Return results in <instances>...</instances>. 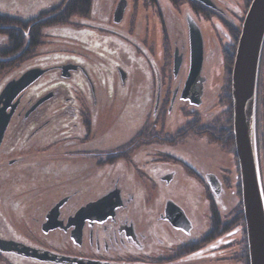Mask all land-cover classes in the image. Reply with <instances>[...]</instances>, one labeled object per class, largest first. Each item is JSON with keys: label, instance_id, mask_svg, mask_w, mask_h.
I'll return each instance as SVG.
<instances>
[{"label": "flooded vegetation", "instance_id": "flooded-vegetation-1", "mask_svg": "<svg viewBox=\"0 0 264 264\" xmlns=\"http://www.w3.org/2000/svg\"><path fill=\"white\" fill-rule=\"evenodd\" d=\"M10 1L0 0L8 5L7 8L0 5V15L25 22L36 20L40 24L46 13H51L48 16L56 13L63 0L18 5ZM186 1L205 6L223 26L225 23L231 26L226 12L212 0V3ZM118 5L121 12L115 22L121 21L125 0H119ZM28 16L33 17L24 19ZM77 18L73 16L70 23L77 26ZM157 21L160 27L159 13ZM106 23L111 36L89 32L90 37L81 39L79 32L72 36V43H63L76 49L56 47L54 43L62 40H51L47 45L40 42L28 58L33 61L25 65L26 70L47 71L13 101L17 105L0 145V154L4 155L0 156V239L34 248L42 259L15 250L0 251L5 264H224L225 258L234 260L237 252V257L242 256L240 240H233L240 226L225 230V220L229 224L234 222L232 214L240 201L236 198L233 201L231 196V208L226 215L221 211L229 206L220 209L217 204L220 195L235 193L239 177L234 171L233 178L227 176L231 175L228 165L219 161H209V165L202 155L210 138L217 143L228 141L226 126L215 128L217 116L211 121L203 120L204 113L200 111H204L206 84L202 75L186 91L189 56L186 16L187 38L180 44L175 41L168 77L164 70L160 73L154 60L151 69H146L139 61L141 57L134 55L130 44L146 43L144 36L139 42L128 35L131 40L127 42L126 35ZM11 25L18 24L1 26ZM18 26L23 30V25ZM44 29L48 32L50 28L43 27L42 33ZM72 30L69 27L50 32L54 35L62 31L66 36ZM117 34L125 37L116 38ZM100 38L105 45L100 44ZM7 44L8 41L0 48ZM128 57L139 64L133 65ZM164 57L170 59L166 51ZM174 57L181 61L177 70L173 68ZM257 103L256 156L264 193L259 165L263 117ZM195 114L200 121L193 119ZM178 117L186 120L171 129L167 122ZM185 132L191 133L190 137L194 135L198 153L192 155L184 150L192 142L186 140L189 137H185ZM12 153L16 158L7 162L4 158ZM198 154L207 162L203 167L200 164L199 169ZM232 157L236 159L235 154ZM232 165L239 174L237 159ZM13 170L18 171L16 175ZM19 170H34L40 175V179L38 175L35 178L43 186L24 185L20 181L26 177ZM11 175L12 182L7 183ZM231 182L235 184L232 188ZM52 191L60 195L52 201L47 198L50 202L46 209H41L38 192L45 196ZM85 208L86 213L77 215ZM3 210L22 219H26L27 211L26 224L31 218L39 222V227L30 226V238L14 234L8 225V229L4 228L7 221ZM38 210L43 211L40 219L32 216ZM211 217H216V222L211 223ZM44 225L49 227L46 231ZM244 245L247 251L246 238Z\"/></svg>", "mask_w": 264, "mask_h": 264}, {"label": "rangeland", "instance_id": "rangeland-1", "mask_svg": "<svg viewBox=\"0 0 264 264\" xmlns=\"http://www.w3.org/2000/svg\"><path fill=\"white\" fill-rule=\"evenodd\" d=\"M38 0H11L10 2L14 3L15 5L18 4H26V3H31L34 4ZM50 1V0H49ZM176 1V2H174ZM210 1V0H209ZM213 3H215L220 9L224 10L227 15V19L229 20L228 22L231 23V26L227 25L225 23V26H223L219 20L215 17L214 12H210L209 10H202L203 8L201 7L202 5L200 4L198 7L190 4V1L186 0H156L154 4H148L144 0H125V7L122 10V18L120 22H115V17H118L119 13L121 10H118V3L119 0H93L92 2V7H91V12L89 18H84V19H79L77 18L76 24L77 26H68V25H47V26H40L50 28V29H64V28H69L74 29L71 31L69 35L63 36V32H59V34H52L50 32V29L48 32H46V29L39 32L41 28H38L37 33L40 36L42 35V39L39 36V42L44 43V45H47V43H51L52 41L56 40H62L63 42H56V47H61L63 43L67 42H73V35H78L80 32V38L84 39L87 36H91L89 34L92 33L93 35L97 34L99 35L102 33L103 35H106L107 33L111 36L112 34L107 32L106 27L104 24L107 22V25L112 26L115 30L123 33L126 35V40L127 42H130V38H127L128 35H133L131 37H136L139 39V42H141V39H143V36L146 38V43L141 42L136 44H130L133 53L136 57H141L139 61H142L146 69H151V65L153 63L152 60L155 61L156 65H158L160 73H163L164 70V75L167 77L170 75L171 71V56L173 55V47H175V41H177L179 44L183 41H186L187 38V30H186V25H185V16H192L195 19L194 15L198 18L196 20V24L199 27L201 33H202V39L204 38V43H203V64H202V70L200 73V77L202 75V79H204V83L206 84V94L204 95V111H200L204 113L203 120L206 121H211L212 118L216 116L218 118V123L215 124V128L225 127L226 129L229 127V124H227V121L229 118H231V132H232V108H231V97L230 99L227 98V95H230V91H228L227 88V80L230 81L231 78V69L233 66V60H234V54L233 58L230 62V64L227 62L226 59V53L225 50H230L232 47L233 43H235V48L237 45V41H234L233 39V33L238 32V37L240 33V27L242 24V21L244 19V15L247 11V8L251 2V0H212ZM212 1H210L212 3ZM51 2H57V0H52ZM123 2V0H122ZM17 4V5H18ZM0 5L3 8H7L8 5H3L0 3ZM201 9H200V8ZM198 8V9H197ZM118 12V13H117ZM157 13L161 14V22L162 25L159 27V21H157ZM117 14V15H116ZM104 15V16H102ZM33 16H28L25 17L24 19H29ZM201 17V18H200ZM225 19V20H227ZM19 24V23H18ZM149 25V29L147 26ZM10 26H0V45H5V42H9V35L16 34L17 32L24 31L26 34V38L28 40V30L25 27H19L18 25H11ZM58 27V28H53V27ZM110 30V29H108ZM230 32L231 35H228ZM119 35L124 36L122 34H117L115 37L117 38ZM63 36V37H62ZM70 39H69V38ZM125 37V36H124ZM237 37V40H238ZM72 38V39H71ZM119 39V38H118ZM120 40V39H119ZM29 41V40H28ZM145 43V44H144ZM94 44V43H93ZM100 44L105 45L104 42L100 38ZM165 44V46L162 48V45ZM64 47H69L76 49L75 47L71 46H66L63 45ZM81 48V47H80ZM79 46L77 49H80ZM168 50H167V49ZM70 49V50H73ZM82 51V48L80 49ZM104 51V50H103ZM126 51V50H125ZM149 54V56L146 55ZM165 51L168 53V56L170 55V59L165 58ZM105 52V51H104ZM235 53V50H234ZM112 55H115V52H112ZM145 56V57H144ZM144 57V58H143ZM175 58V57H174ZM4 60V59H1ZM129 62H131L133 65L139 64L138 61L135 59L128 57ZM262 61L260 62V76H259V84L257 88V98H258V106L259 109L261 110V116L263 117V122L262 124V132L264 133V55L263 58L261 59ZM33 60H25L22 63L17 64V66L8 68V69H1L0 70V90L3 88V86L12 78H18L24 71H26V63L32 62ZM174 68V65H173ZM188 68H189V56H188ZM138 69V68H137ZM133 70V66H132ZM139 71V70H137ZM22 72V73H21ZM21 73V74H20ZM139 74V73H138ZM137 74V75H138ZM139 76V75H138ZM225 88V89H224ZM230 90V86H229ZM199 112L200 118L202 119L201 113ZM229 113L230 116L229 117ZM199 115L195 114L193 119L195 121H200L199 120ZM192 117V116H191ZM116 118V117H113ZM185 118L183 117H178L175 121L174 120H169L167 124L170 125V128L173 129L174 127H179L180 121L184 122ZM197 119V120H196ZM116 120V119H115ZM115 120L113 123H115ZM224 125V126H223ZM182 127V126H181ZM215 131L219 129H214ZM184 134H187L185 137H189L186 140L190 141L192 140L191 144L187 146L188 148H184V150L191 152L192 155H194L195 151H197L196 147V142L194 135L192 137L188 136L191 135V133L185 132ZM223 135V134H222ZM211 136V135H210ZM224 136V135H223ZM181 137V138H185ZM212 137V136H211ZM233 139V136H232ZM208 146H203L204 153L202 154L204 160H208V164L211 165V162L209 161H219L221 164L228 165L229 169V174H226L227 176H231L233 178V171L234 174L239 177V174L237 173V170L233 168L232 163H235V160L233 159V154H235L234 150V141L233 145H231V142L225 141L224 143L216 142L213 141L212 138L209 139ZM200 145V144H199ZM260 153H259V165L261 169V175L262 179L264 180V134L261 137V142L259 145ZM257 152V149H256ZM198 153V151H197ZM19 156L21 154H18ZM0 156H4L0 154ZM17 155L14 153L12 154H7L6 155V161L10 162L13 159L16 158ZM223 157V159L221 157ZM198 169L202 168L207 162H204L201 158H199L198 154ZM202 165V167L200 166ZM19 173H23V175L26 177V179L20 181L24 185L32 186L35 188H41L43 186V183L41 184L39 181L40 175L37 174L36 172L33 171H23L19 170ZM14 171L12 174L16 175ZM36 173V174H35ZM38 175L37 178H35ZM30 177L33 178V181H30ZM7 183H11L13 175L9 177ZM15 185L17 184L16 182H13ZM239 183V184H238ZM2 184V181L0 180V185ZM239 186H238V185ZM264 184V183H263ZM18 185V184H17ZM235 184H232L231 182V188ZM262 185V182H261ZM235 193L233 195H228L227 194H222L220 195V198L218 200V206L221 209L223 205L226 207L229 206V201L230 197H233V201L236 199H239L240 205H241V195H240V179L236 183V186L234 187ZM23 192L26 193L25 188L23 189ZM31 191L29 195L32 193ZM60 195L59 192H49L48 195H43L41 192H38L37 196V201L42 200L41 202H38V205L40 206L41 209L45 208L46 205L52 201L54 198H57ZM44 196V197H43ZM264 196V193H263ZM50 197V198H49ZM192 200L195 201V198L193 196ZM49 198L50 201L46 200ZM36 199V198H35ZM34 199V200H35ZM214 202V201H213ZM217 202V201H216ZM231 207L229 206L226 208L224 211H221L222 215H226V212L229 211ZM242 208V206H241ZM6 218L7 223L4 226L8 225L10 230L14 234H19L22 236H25L27 238H30L29 232L30 226L35 227L33 229H37L39 227V222L31 221V218L29 222L26 224V221L28 219V213L25 211L24 215L26 219L22 218H16L11 214V212L4 211L3 212ZM43 211L38 210V212H33L34 217L36 218H41V214ZM9 219H8V217ZM226 223L228 219L225 220ZM28 225V226H27ZM8 226L6 229H8ZM1 229L3 232H7L6 229ZM238 227L232 228L231 225L229 224L227 226V232L237 229ZM244 229L240 227L239 233L237 232L235 235H233V240L234 241H239L240 240V247H239V254H243L244 250ZM230 237V235L228 236ZM227 237V238H228ZM34 241V239H32ZM39 243V242H38ZM238 256V252H237ZM232 260L225 258L224 259V264H244L242 256H239ZM6 259L4 256L0 255V264H5Z\"/></svg>", "mask_w": 264, "mask_h": 264}, {"label": "water", "instance_id": "water-1", "mask_svg": "<svg viewBox=\"0 0 264 264\" xmlns=\"http://www.w3.org/2000/svg\"><path fill=\"white\" fill-rule=\"evenodd\" d=\"M186 22L189 39V68L186 83V91H188L200 77L203 64V39L194 19L187 16ZM263 45L264 0H251L240 27L230 78L232 136L238 163L249 264H264V196L255 142L257 83ZM26 46L19 54L8 58V60L21 55ZM180 62L177 57L174 58L175 70L179 68ZM46 71L41 68L28 69L18 78H12L3 86L0 91V145L17 105V102L13 101L28 85L37 81ZM193 102L196 103L195 100ZM87 209L81 210L77 215H83L88 211ZM48 228L47 225L43 226L44 231ZM11 250L22 252L32 258L42 259L38 250L34 248L15 241L0 239V251Z\"/></svg>", "mask_w": 264, "mask_h": 264}, {"label": "trees", "instance_id": "trees-1", "mask_svg": "<svg viewBox=\"0 0 264 264\" xmlns=\"http://www.w3.org/2000/svg\"><path fill=\"white\" fill-rule=\"evenodd\" d=\"M144 1L148 4H154L156 0H144ZM92 2H93V0H63L58 5V7L55 9L56 13L52 14L51 16L47 15V14H51V13H46L45 15L47 17L44 16L45 18L40 20L41 21L40 24H36V20L25 22V21L18 20L16 18H11L8 16L0 15V26L5 25L7 23H15V24L19 23L20 25H23V27H25L24 28L25 31H26V29L28 30V40H29V43H28V40L26 38V34L24 33V31L17 32L16 34L8 36L10 43L7 44L6 46H4L3 48H0V70L5 69V68L8 69V68L15 67V66H17V64L24 62L25 60H27L29 58L30 55H32L36 46L40 43L39 42L40 34L38 35V33H37L38 28H41L40 26L58 25V24L67 25L70 23V20L73 16H76L79 18H85L88 15H90ZM174 2H176V1H174ZM190 4L197 6L194 3H192L191 1H190ZM201 7H203L202 10H209L205 6H201ZM41 29L39 30V32L41 31ZM232 35H233L234 41H237L238 32H235ZM41 37H42V35L40 36V38ZM25 46H26V48L22 52L21 55H19L15 59L8 60V58L14 57L17 54H19L24 49ZM234 50H235V43H233L230 50H225L226 59H227V62L229 64L233 58ZM263 55H264V45H263L261 59L263 58ZM1 59H4L5 61H3ZM227 85L228 86L226 89L228 91H226V92L228 93L230 91L229 90V86H230L229 80H227ZM227 98L230 99L229 94L227 95ZM257 105H258V103H257ZM229 117H231L230 113H229ZM227 124H229V127L226 129V133H228V136H229V138L227 140H229L231 142V145H233L232 132H231V118H229V122ZM231 219L234 220V222H231V224H230L231 227L233 228L235 225L236 226L239 225L240 227H242V229H244L243 231H244V235H245L244 220H243V213H242L241 205L232 214ZM210 222L211 223L216 222V217H211ZM229 223L230 222L226 223L225 230H227V226ZM211 233H212V230H210V234ZM244 244H245V241H244ZM242 259H243L244 264H249L245 245H244Z\"/></svg>", "mask_w": 264, "mask_h": 264}, {"label": "bare ground", "instance_id": "bare-ground-1", "mask_svg": "<svg viewBox=\"0 0 264 264\" xmlns=\"http://www.w3.org/2000/svg\"><path fill=\"white\" fill-rule=\"evenodd\" d=\"M73 25V23H70V24H68V26H72ZM31 69V68H30ZM260 67H259V74H258V83H257V88H258V84H259V76H260ZM25 72V71H24ZM33 83H31L30 85H28L23 91H25L28 87H30L31 85H32ZM195 85V83H193L191 86H194ZM190 86V87H191ZM2 90V89H1Z\"/></svg>", "mask_w": 264, "mask_h": 264}]
</instances>
